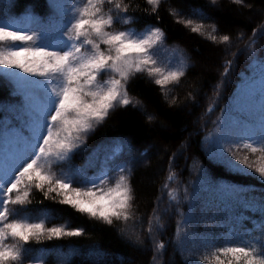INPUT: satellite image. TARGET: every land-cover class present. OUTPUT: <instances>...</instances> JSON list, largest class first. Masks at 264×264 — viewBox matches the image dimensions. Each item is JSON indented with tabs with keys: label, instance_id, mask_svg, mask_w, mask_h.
<instances>
[{
	"label": "snow or ice",
	"instance_id": "snow-or-ice-1",
	"mask_svg": "<svg viewBox=\"0 0 264 264\" xmlns=\"http://www.w3.org/2000/svg\"><path fill=\"white\" fill-rule=\"evenodd\" d=\"M162 2L146 0L149 14L158 15ZM233 3L244 5V0ZM11 8V0L0 4V75L16 97L0 103V264H25L32 243L85 235L80 227L48 226L55 217L47 211L34 216L29 207L34 190L108 225L136 222L133 167L130 161L121 162L122 147L98 146L82 164L75 163L74 157L84 151L88 135L111 113L140 103L129 95L133 78L146 75L163 91L169 84L178 85L190 64L183 50L165 49L166 34L159 27H131L137 23L133 13L139 5L124 0H47L43 17L27 10L18 17ZM169 11L193 33L231 48L233 37L214 34L219 32L215 24L205 31L203 22L182 18L172 8ZM257 32L264 35V24L254 28L245 43L248 63L212 121L214 128L206 133L204 147L211 164L264 182V55L256 48ZM243 36L238 33L236 40ZM162 49L170 51L166 59L160 56ZM233 66V59L225 61L205 115L213 113L224 98ZM189 98L195 99L192 93ZM174 160L175 153L148 219L147 234L155 251L162 255L166 248L155 239L164 227L161 212L174 210L179 217L174 243L182 254L188 253L184 264H264V190L257 194L250 186L214 179L198 158L190 166L196 180L185 183L174 171ZM201 192L210 193L211 200L204 202L198 214ZM165 194L169 206L161 209ZM209 206L216 209L211 216L206 214ZM245 211L258 213L260 219ZM201 226L205 231H199ZM209 227L222 231H208ZM35 264L44 261L36 258ZM60 264L67 261L62 259Z\"/></svg>",
	"mask_w": 264,
	"mask_h": 264
},
{
	"label": "trees",
	"instance_id": "trees-1",
	"mask_svg": "<svg viewBox=\"0 0 264 264\" xmlns=\"http://www.w3.org/2000/svg\"><path fill=\"white\" fill-rule=\"evenodd\" d=\"M11 3L13 13H19L26 7L42 13L46 6L45 0H11ZM124 3L139 5V10L133 13L137 17L134 27L158 26L165 32L167 42H175L183 48L190 67L178 85L169 84L163 91L146 75H137L130 81L128 91L134 101L140 103L118 108L86 138L87 147L113 138H124L136 151L144 154V162L134 165L131 177L135 223L114 221L113 225H108L70 206L46 199L37 190L33 191L29 205L32 211L47 210L55 217L51 222L80 227L85 231V235L80 237L33 243V247L42 249L44 264H60L62 259L67 264H184V257L188 253L182 254L174 243L179 218L174 210L166 214L161 212L164 227L156 233L155 239L166 245L162 255L155 251L152 239L147 234L148 219L157 205L156 198L161 195V185L168 176L169 159L174 153V171L185 183L196 180L190 166L193 158H198L205 167H209L214 179L250 186L257 194L264 190V182L258 178L239 176L211 164L204 147L206 133L214 128L212 121L234 92L238 73L248 63L245 43L253 36V29L264 24V0H244V5H237L233 0H217L216 4L207 0H163L158 15L149 14L151 6L147 5L146 0H124ZM170 8L177 10L182 18L192 19L194 23L203 22L205 31H210L209 26L215 24L219 32L214 34L233 37L231 48L214 43L205 35L193 33L189 27L177 22ZM144 9H148V12ZM241 32L244 34L243 40L237 41L236 36ZM255 39L256 48L264 55V35L257 32ZM233 53H236L235 57ZM228 59H233L234 66L227 76L224 98L219 100V106L213 113L205 115L214 95V86L220 81ZM189 93L193 94L194 100L189 98ZM10 96L9 86L0 83V102L7 101ZM173 100L176 102L173 103ZM148 115L154 117L151 122ZM205 121L208 122L206 127ZM245 154L241 152V155ZM171 186L175 187L176 184ZM206 200H211L210 193L201 192L198 214ZM167 201L165 194L161 209L169 206ZM215 212L216 209L211 206L206 210L209 216ZM245 215L260 219L258 213L251 211H245ZM141 219L142 224L139 222ZM245 224L253 227L249 220ZM207 230L215 233L222 231L211 227ZM199 231L203 232L205 228L201 226ZM56 249L60 250L59 253L54 251Z\"/></svg>",
	"mask_w": 264,
	"mask_h": 264
},
{
	"label": "rangeland",
	"instance_id": "rangeland-1",
	"mask_svg": "<svg viewBox=\"0 0 264 264\" xmlns=\"http://www.w3.org/2000/svg\"><path fill=\"white\" fill-rule=\"evenodd\" d=\"M207 1H209L211 3V0H207ZM1 2H2V0H0V4H1ZM25 11L20 13V14H16V16H18V17L23 16ZM27 11H30V12L33 13V11H31L30 9H27ZM47 11H48V8H47L46 12L44 13V15H42L41 17L45 16ZM153 26H155V25H153ZM115 27L116 28H120L121 30H123L121 25H116ZM155 27H157V26H155ZM0 47H3V46L0 45ZM172 48H179V49L183 50V48L179 44H177L175 42H167V41H165V49H169L170 50ZM183 52H184V50H183ZM184 54L187 57L185 52H184ZM169 55H170V51H165L164 49H162L161 52H160L161 58H165L166 59ZM0 72H2V70H0ZM0 83H3L5 85L7 84L12 89V86L9 83L5 82V80H4L2 75H0ZM15 99H16V97L11 96V98L9 100H7L6 102H11V101H14ZM121 140L125 141L124 139L116 138V139H114L113 141H111L109 143H102V144H100L98 146H101V145L107 146L109 150L114 149L117 146H121L122 147V152H123V155L120 157L121 162L130 161L131 164H132V167H134L135 164H137V165L142 164L144 162V154L142 155L141 151H136V150L134 151V149L131 148L130 145L126 141H125L126 143L121 145ZM98 146H88L87 147V145H86L85 148H84V151L82 153H77V154H80V160L77 161L76 159H74V162L77 163V164H82L84 159L86 158V156L88 154H90L91 151L93 149H95L96 147H98ZM129 152L131 153V155H129ZM45 211H47V210H39V211H32V212H33L34 216H37L40 213L45 212ZM52 224H58V223L51 222V220H50L48 222V226H51ZM30 247L32 248V254H31L30 258L25 260V264H30V261H31V264H35V259L36 258H39V259L43 260L41 252L38 249L33 247V243L30 245Z\"/></svg>",
	"mask_w": 264,
	"mask_h": 264
}]
</instances>
